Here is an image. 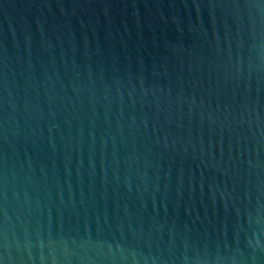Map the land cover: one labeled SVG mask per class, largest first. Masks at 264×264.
<instances>
[{
  "label": "water",
  "instance_id": "water-1",
  "mask_svg": "<svg viewBox=\"0 0 264 264\" xmlns=\"http://www.w3.org/2000/svg\"><path fill=\"white\" fill-rule=\"evenodd\" d=\"M0 264H264V0H0Z\"/></svg>",
  "mask_w": 264,
  "mask_h": 264
}]
</instances>
